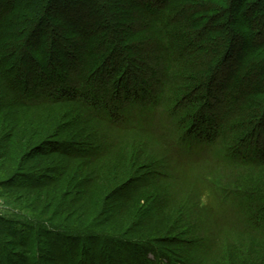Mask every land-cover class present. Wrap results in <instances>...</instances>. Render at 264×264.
Instances as JSON below:
<instances>
[{
	"label": "trees",
	"instance_id": "obj_1",
	"mask_svg": "<svg viewBox=\"0 0 264 264\" xmlns=\"http://www.w3.org/2000/svg\"><path fill=\"white\" fill-rule=\"evenodd\" d=\"M70 1L77 2V0H6L0 4V11L1 9L3 11L0 12V185L5 183L11 185L14 180L10 178L16 176L22 180L18 183L23 185L22 188L32 187L33 190H40L38 199L46 206L49 203L48 205L52 207L56 198L46 199L40 193L45 186L38 181H42L43 178L38 177L36 173L33 175L24 172L26 163L32 157L34 160H41L48 154L46 149L51 148L65 157L66 164L64 167L52 169L54 171L51 175L57 178L51 177L50 182L59 184L65 179L68 190L83 188L82 197L86 200L84 209L90 202V205L101 206L104 210L108 195L110 194V199L116 195L115 197L119 198L117 203L119 207L111 212L119 209V213L123 214L138 200L142 189L138 188L136 194L134 190L132 194L117 196L122 190L114 188L106 191V194H103L105 196L98 200L92 199V196L98 190V185L102 186V182L107 181L109 183V171L117 178L110 181L116 179V183L123 175L116 162L113 169L106 166V162L108 163L117 151L119 141L115 135L124 136L126 131L145 135L143 141L145 146H141L140 150L151 163L158 159L150 152H154L155 149L159 151L154 153L159 155L162 169L166 172L163 179L167 180L169 185L180 180L194 184L203 178L204 184L209 185L211 189L218 184L215 189L221 196L218 198L222 200L227 198L228 201L235 199L240 202L239 214L242 215L243 222L237 231L244 241L246 240V244L238 246L231 242L232 245L228 249L233 248L235 254V259L231 262L264 264V102L261 101L264 98V89L260 88L261 85L256 86L248 82L249 75L246 73L252 70L246 65V62L249 63L248 59L241 62L240 69L233 76L229 88L225 85L226 77L225 79L217 77L219 70L231 58L233 47L230 42L234 38L233 29L237 26L233 21V14L241 11L243 7L241 3H248L249 0H228L223 10L202 0H149L151 10L156 7L155 11H149L152 23L149 25L140 21L133 33V35L138 33V36L144 31L150 34L147 40L149 44L140 41L137 45H128V39L121 31L114 29L113 26H106L98 33L99 37L92 34L84 40L83 58L79 59V64L72 63L70 67L58 71L61 63L57 55H54L56 62L51 60L53 66L49 65L43 70L38 66L37 59V56L40 58L43 55L39 46L33 44L32 37L40 26L49 28L46 24L49 12L62 8L63 4ZM255 1L259 7H264V0ZM216 10L223 13L226 11L227 28L218 29L219 27L207 23L201 24L200 17H195L205 11ZM69 17L77 27L89 21L78 18V13ZM142 18L143 16L138 17L140 20ZM30 28L33 29L31 35L28 34ZM83 33L89 36L91 29H84ZM57 44L62 45L63 40H59ZM32 45L35 49L28 50L27 48ZM262 46L264 48V44ZM117 58L121 60L118 61ZM140 58L147 60L148 64L152 62L153 65L147 71L148 77L143 76L139 83L135 66L140 62L137 61ZM132 61L133 66L130 64ZM22 62L27 67L24 68ZM258 76L260 78L258 80L264 84V74L252 75V79ZM223 88L230 89L227 97L221 101L214 96L210 99V95L214 94L216 89ZM185 91L188 94L187 97H183L185 99L183 102L181 97ZM69 103L80 106L86 115H79L81 120L75 118L69 127L67 141L52 142L50 134L53 127L50 126V122L42 125L36 116L30 114H33L31 112L34 109ZM122 107L124 109H121ZM135 109L137 116L132 119L129 114ZM156 110L164 111L165 115L171 117L163 118L162 122H155L152 114ZM142 113L144 115L141 116ZM134 122H138L139 126ZM165 122H170L169 126L173 128V133L157 129L159 124ZM78 123H81V128L85 131L78 129ZM19 126L22 129H19ZM73 137L80 139L81 147L75 144ZM197 143L204 145L203 150L207 153L198 152L192 153L190 157L183 156L185 152H182V149L194 148ZM217 151L220 152L219 155ZM191 152L193 151H189V154ZM250 154L256 158L251 159ZM137 159L139 161L138 157ZM100 163L103 165L98 167ZM155 164L156 162L153 165ZM39 165L42 164L39 162ZM197 166H201L203 173H200L199 177L190 176L188 173L190 168ZM100 174L104 175L99 177ZM84 176L90 178L85 179ZM57 179L60 181H56ZM173 194L166 188L161 193L154 191L150 195L154 197L155 205H162L161 209L165 211L174 202V198L171 197ZM62 209L69 212L74 209V205H66V208ZM56 210L58 211V208ZM109 211L106 209L107 213L104 214H108ZM239 214L236 216H240ZM145 215L139 210L134 218L140 222ZM208 219L214 225L219 221L226 226L222 219L217 220L213 214H210ZM143 221L138 223L139 228L146 226L147 221L142 225ZM208 222L206 223L210 227L211 223ZM0 224L13 238L17 236L20 243L26 239L25 242L29 244L31 238L40 233H44L42 236L49 241L51 238L46 231L47 228L43 226L44 223L28 213L23 216L13 215L10 219L1 218ZM190 224L194 227L186 234H192L194 237L201 234L198 229L194 230L195 222ZM205 226L202 227L204 230L201 235L203 240L200 242L202 247L206 244H215L220 239L218 233L204 229ZM145 229L147 231L150 228ZM226 229L231 227L227 226ZM86 232L79 230L75 234L67 228L58 230L67 241L78 238L92 243L98 248L99 258L101 257L104 264L115 255L120 264H126L127 261L136 259L130 255L132 251H148L147 254H150L154 251L152 243L157 240L149 238L136 239L134 242L121 241L116 235L110 237L111 235L94 230ZM195 238L197 240V237ZM46 246L52 245L47 243ZM68 246L65 242H57V246L53 247L59 251L61 260L62 257L66 260L69 257L66 254ZM124 253L128 257L125 263H122ZM148 260L145 264H149ZM156 261L159 264L168 262L158 254L155 260L157 264ZM25 264L32 262L28 261Z\"/></svg>",
	"mask_w": 264,
	"mask_h": 264
},
{
	"label": "rangeland",
	"instance_id": "obj_2",
	"mask_svg": "<svg viewBox=\"0 0 264 264\" xmlns=\"http://www.w3.org/2000/svg\"><path fill=\"white\" fill-rule=\"evenodd\" d=\"M5 1L6 0H0V4L3 2L5 3ZM202 1L215 6V8H221L222 10L226 7V3L228 2V0ZM241 4L243 5L240 9L241 11L234 13L232 17L237 26L233 29L234 38L230 42L233 47L231 58L227 63L225 62L226 65L219 70L217 77L223 79L226 77L227 80L225 85L229 88L233 76L236 74V71L240 69L241 62L248 59L249 63L246 62V65L252 68L251 71L246 73L249 75V79L247 78L248 82L253 83V85L256 84V86L261 85L260 88L264 89L263 82L258 80L260 79L259 76L258 78L252 79V75L264 74V48L262 46V44H264V7H259L257 5L258 2L255 0H249L248 3ZM63 5L62 8L59 7V9H54V11L49 12L46 16V24H48L49 28L40 26L32 37L33 44L37 45V47L39 46L40 52L43 55V57L40 58L37 56L39 60L38 66L42 67L43 70L47 69L49 65L53 66L52 63L56 62L54 60L56 59L54 55H57V59L61 63V67L57 68L58 71L70 67L72 63L79 64V59H81V57L83 58L84 40L92 36V34H94L95 37H99L98 33L106 26H113L114 29L121 31L128 39V45H137L140 41H145L149 44L147 40L150 34L145 33V31L140 32L139 36L138 33L133 35L137 29L136 27H138L136 25L137 23L139 25L140 21L144 24L146 22V24L149 25L152 23L151 13L149 12L151 10L149 0H77L76 3L70 1ZM153 8L154 9L151 10L152 12L156 10V7ZM69 10H71V12H69ZM159 12L160 11H158V13ZM76 13L79 14L78 18L88 19L89 21L83 22V24L81 23V25L77 27L69 17L71 14ZM225 13L226 11H224V13L217 12V10L205 11L201 13L202 15L200 14L201 16L198 14V16L196 15L195 17H200V22L202 21L201 24L205 25L207 23L216 28L219 27L218 29H225L228 27ZM140 16H143L141 20L138 19ZM88 28L91 29L89 36L83 33L84 29ZM32 30V28L29 29V35L32 34ZM59 40H63L62 45L57 44ZM228 47L229 46H227V48ZM27 49L32 50L33 45L29 46ZM255 51H257L256 54H253ZM35 54L36 52L34 55ZM72 56H75V58H72ZM121 58H117L116 60L120 61ZM51 60H53V62ZM137 61L140 62L136 63L137 66H135V70L136 74L139 75L137 79L140 83L143 76L145 78L148 77L147 71L153 64L152 62L148 64V61L142 58ZM125 63L126 61L123 62V64ZM133 63L132 61L130 64L132 65ZM22 65L24 68L25 66L27 67L23 62ZM133 87L132 84L131 88ZM228 93L230 94V89H216L214 94L210 95V99L214 96L221 101L229 95ZM187 94V91L183 92V96L181 97L183 102L185 101L183 97H187ZM259 97L257 99H259ZM261 101L264 102V98H262ZM134 105L132 107H134ZM121 109H124V107ZM216 111H213L214 114H217ZM31 113L33 114L30 115L36 116L39 123H42V125H47L46 123L50 122V126L53 127V131L50 134L52 137L51 141L57 143L67 141L69 139L67 136L68 131H70L69 127L72 126L75 118L78 120L80 119L79 115H86L80 106L74 105L73 103L42 107L34 109ZM143 113L141 116L144 115ZM148 113L151 114L150 112ZM27 114L29 113L27 112ZM145 115H147V113ZM152 115H154L155 122H162L163 118L168 119L171 117L170 115H165L164 111L161 112L159 110H156ZM135 116H137L136 109L129 114V117L132 119H134ZM134 123L139 126L138 122ZM80 124L81 123L77 124L79 127L77 128L79 130H84L81 128ZM169 124L170 122L161 123L157 126V129L173 133V128L169 126ZM19 129L22 128L19 126ZM124 133V136L113 134V136L115 135V137H117L119 143L116 148L117 151L113 155L114 157H112L108 163L106 162V166L108 165L112 169L114 168V162H116V166L121 169L123 175L120 177L118 183H116L117 178L115 174L109 171V183L107 181V183L102 182V186L98 185V190L96 193H93L92 199L98 200L103 198L105 196L103 194H106V191L109 192L114 188L122 190H120L121 192L117 194V196L128 195L129 193L132 194L134 190L136 191L134 194H136L139 188V190L142 189V193L139 195L138 200L133 202L136 205L133 206V204L131 207L129 206L128 209H126L128 210V212L126 211L127 213H119V209L115 210V212H111V210L119 207L117 204L119 198L114 195L113 199H110L109 194L108 200L106 201L107 205L104 207V210L101 206L94 207V205H90V202L88 203L89 206L84 209L86 200L82 197L83 188L82 190L79 187V189L77 188L78 190H68V188H66L65 179L62 180L63 182H59V184L49 181L51 177H54V179L57 178L51 175L54 171L52 169L58 166L64 167L66 161L64 156L54 152L56 150L48 148L46 149L48 153L47 156L41 160H34L32 157L26 163L27 167L24 172L33 175L36 173L38 177L40 176L43 178L42 181H38L42 186H45L42 187L44 190L40 193L46 199H48V197L56 198L54 205L51 207L48 203L46 206L41 202L42 200H39L37 197V195H40L38 194L40 190H33L32 187L22 188L23 185L18 184L22 180L16 176L11 177L10 180H14V182H11V185H7L6 183L0 185V219H10L13 215L23 216L27 213L34 215L39 221L44 223L43 226L47 228L46 231L51 237V242L46 237L42 236L44 233H40L35 234L34 237L31 238L32 241L29 244L25 242L26 239L20 243L17 236L13 238L7 233L5 227L0 224V264H25L28 263V261L32 262V264H104V262H101V257L99 258L100 253L98 248L92 243L78 240V238L76 240H65L63 235L58 233L59 229L65 228L73 231L75 234L76 231L78 233L79 230H86V233H90L88 231L91 230L99 231L102 234L111 235L110 237L116 235L121 241L126 240L134 242L143 239L148 240L149 238L157 239L152 243L154 247L152 253L147 254L148 251H132L130 255L135 256L136 259L131 258L133 261H127L126 264H145V262L147 263V259L150 260V262H148L149 264H156V254L165 259V262H170V264L233 263L231 261L235 259L234 250L233 248L232 250L228 249L229 246L231 247L232 245L231 242H235L238 246H245L244 244H246V240L244 241V238H242L241 234L237 231L238 227L243 222V217L239 214L240 202H237L235 199L228 201L227 198L223 200L218 198V196L221 197L215 192L218 184L211 189L209 185L204 184L203 178L199 179L194 184H191L189 181L180 180L177 183H173V185H169L168 181L163 179V175L166 174V172L162 169L159 155L155 154L159 153V151L155 149V153L150 152L151 155L158 159L155 161L156 164L154 166L153 164L155 162L151 163L146 160L142 150H140L141 146H145L143 143L146 138L145 135H140L131 131H126ZM73 140L76 141L75 144L78 147H81L82 143H80V139H75V137H73ZM255 140L256 139H254V141ZM69 142H71V140ZM195 145L194 148L191 147L187 150L182 149V152H185L183 156L190 157L192 153L198 152L201 154L203 152L207 153V151L203 150L204 145H200L199 143ZM189 151L193 152L189 154ZM216 153L219 155L220 152L217 151ZM249 156L251 159L256 158L251 154ZM39 162L42 165H39ZM78 164H80V162ZM120 164L122 165L120 166ZM102 165L103 164L100 163L98 167ZM102 170H104V168ZM188 173L190 176L196 177L200 173H203V170L201 166L191 167ZM2 175L4 174H1V176ZM101 175L104 174H100L99 177H101ZM73 177L74 176H72V178ZM83 178L89 179L90 176H84ZM112 178H116L115 181H110ZM80 179H78V181H81ZM56 181H60V179ZM106 184L109 185L107 186ZM80 186H82V183H80ZM164 186L166 187L164 188ZM240 187L244 186L240 185ZM150 188L153 189L151 190ZM166 188H169L174 193L171 197L172 199L174 198L175 203L172 202L169 205L171 207L164 211L161 209L163 208L161 207L162 205H155L156 201L153 200L154 197L150 194L154 193V191L156 193H161ZM30 197L32 198L31 200ZM44 197L43 202L45 201ZM66 205H74V209L65 212L62 208H66ZM57 208L59 212L56 210ZM106 209L110 211L105 215ZM101 210H103L102 213ZM139 210L146 214L144 219H142L144 220L142 225L147 221V223H145L146 226H143L144 228H150L147 231L146 229L144 230V228L138 227V223H141L142 220L138 222L139 220L134 218ZM210 214H213L217 220L219 218L222 219V222H225L226 226L219 221L216 222V225L212 224L208 219ZM237 214L240 216H236ZM183 216L190 218L186 219ZM191 222H195L194 230L198 229L201 233L195 236L197 240L194 236H191L192 234H186L188 230L194 227L190 224ZM206 222L211 223L210 227ZM203 224L206 225L204 229L208 231L213 230L219 234L220 239L217 243L206 244L207 246L204 245L203 247L200 246V242L203 240L201 237L204 231L202 229L204 226ZM227 226H230L231 229H226ZM106 240H108V237H106ZM46 242L52 246H46ZM57 242H65L69 245L67 249L68 252H66V254L69 255V259L67 258L66 260L62 257L61 260L59 251L54 249L55 246H57ZM53 243L55 244L53 245ZM58 245L60 246V244ZM231 253L233 255H230ZM124 255V257H122L123 260L121 259L122 263H125V259L128 257L125 253ZM116 256L117 255L110 257L105 263L120 264L116 260ZM168 262L166 264H169ZM157 264L159 263L157 262Z\"/></svg>",
	"mask_w": 264,
	"mask_h": 264
}]
</instances>
